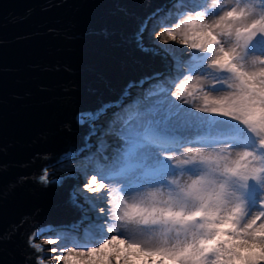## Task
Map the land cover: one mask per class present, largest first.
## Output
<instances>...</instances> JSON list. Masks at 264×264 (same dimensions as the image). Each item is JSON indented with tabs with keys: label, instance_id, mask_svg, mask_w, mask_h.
Instances as JSON below:
<instances>
[{
	"label": "snow or ice",
	"instance_id": "1",
	"mask_svg": "<svg viewBox=\"0 0 264 264\" xmlns=\"http://www.w3.org/2000/svg\"><path fill=\"white\" fill-rule=\"evenodd\" d=\"M178 11L155 43L194 50L187 74L126 122L114 155L85 159L91 243L46 240L62 254L37 264H264V3L185 0ZM186 126L200 146L176 140Z\"/></svg>",
	"mask_w": 264,
	"mask_h": 264
},
{
	"label": "water",
	"instance_id": "2",
	"mask_svg": "<svg viewBox=\"0 0 264 264\" xmlns=\"http://www.w3.org/2000/svg\"><path fill=\"white\" fill-rule=\"evenodd\" d=\"M171 1L0 0V264H37L46 253L30 238L91 243L82 225L95 217L81 210H93L73 194L83 181L48 169L103 163L118 143L101 134L183 72L188 55L173 64L139 38Z\"/></svg>",
	"mask_w": 264,
	"mask_h": 264
},
{
	"label": "rangeland",
	"instance_id": "3",
	"mask_svg": "<svg viewBox=\"0 0 264 264\" xmlns=\"http://www.w3.org/2000/svg\"><path fill=\"white\" fill-rule=\"evenodd\" d=\"M185 1L181 2L180 4L177 5V7L174 8L167 12V15H166V20L163 21L161 19H156V21L154 22V27L152 28V30L154 31L153 33H155V31H158L160 30V25H164L166 24L168 21H172L174 17L176 16H179L180 15V12L178 11L179 9L182 8L183 4H184ZM192 3H195L196 0H191ZM201 2H204V0H201ZM221 2L223 3H228V4H234L236 2V0H221ZM259 3H264V0H258ZM172 3L169 2L166 6L170 5ZM165 6V7H166ZM157 14V13H156ZM155 29V30H154ZM153 38H155V35L153 34ZM142 45H144L142 42H141ZM165 49H169L167 51V53L169 54L170 57L175 58V64L176 62L179 63L181 62L184 54L185 55H188V59H185L183 62H182V71L187 74V70H188V63L190 62V59H191V56L190 54L192 52H194V50L188 48L187 46H181L179 45L177 42H172L170 41L169 44H165ZM181 50H183V54L181 53ZM180 78L177 77L174 81H170V84L166 83L165 82H162V83H157L151 90L148 94H145L144 96H142L135 104L128 120H126V122H131L133 120V118H135L137 115L141 114V113H145L148 111L149 108H152L154 107V102L162 95H164L167 91L169 90H174V87L172 85H174L178 79ZM205 83H208V81H205ZM159 84V85H158ZM161 84V85H160ZM161 89H163L164 91L161 92ZM185 107H187V105H185ZM200 115H203L202 113ZM125 122V124H126ZM125 127V125L123 126V128ZM186 130V131H185ZM187 134L188 137H192V136H196L198 138H200L201 141H198V142H190L191 144L189 143H183L184 147L187 148V147H195V146H200V144L203 142L204 140V136L201 134V130L195 128V127H184L182 129H180L177 133H176V139L179 138L180 136L182 135H185ZM117 142L118 144L112 149V152H111V155H114L115 152L117 151V146L118 145H122L123 144V139H122V136H121V139L120 140H117L115 141ZM110 155V156H111ZM177 156H180L181 153L180 152H177L176 153ZM84 167V164H81V163H70V164H66V165H59V166H56V167H53V168H50L48 169L49 173H51L53 170H57L59 173L57 174V176L55 177H49V179H57V178H60V177H64V176H67V175H72L74 176V178L77 180L81 179L84 183V179L79 177L78 176V172L80 170H82ZM83 183L78 187L80 190H83ZM77 190V189H76ZM75 190V191H76ZM75 191H74V194H75ZM85 192V191H84ZM88 195H92L90 193H87ZM75 201L78 205L80 206H84L83 204H81L79 201H78V198H75ZM90 207H91V202L89 201V204H88ZM87 206V205H85ZM92 211H85V210H81V213L83 214V216H93V214L91 213ZM63 238V237H62ZM56 240L57 238H41V241H42V245H53V244H46L44 243L46 240ZM121 247H124L123 244L120 245ZM48 249H51V248H47L45 249V251L43 253H46L45 254V257L47 256H57V255H60L62 254L61 252H56V253H52V252H49L47 251ZM45 262L47 264H49L46 259H45ZM51 264H57V262H51ZM135 264H143V261L140 260V259H136L135 260ZM166 264H172L171 261H167Z\"/></svg>",
	"mask_w": 264,
	"mask_h": 264
},
{
	"label": "bare ground",
	"instance_id": "4",
	"mask_svg": "<svg viewBox=\"0 0 264 264\" xmlns=\"http://www.w3.org/2000/svg\"><path fill=\"white\" fill-rule=\"evenodd\" d=\"M183 1H185V0H173L170 5L166 6L163 10H161L157 14L153 15V17H151L147 21V23H146V25H145V27L143 28V31H142L143 32V36H144V39H143L142 43L144 45H152L155 49H157L159 51H161V48L165 49V45H160L159 47H157V45L155 43V39L153 38V34H154L153 32L154 31L152 30V28L154 27V22L156 21V19H158V20L161 19V20L165 21L166 18H167L166 17L167 12H169V11H171L173 9V5H175V8H176L177 5L180 4ZM200 2H201V0H200ZM168 22H170V21H168ZM170 58H171L172 63L175 64V61L176 60H175L174 56H173V58L172 57H170ZM166 83L170 84V81L169 82H165V84ZM149 92H150V90L146 94H148ZM125 122L126 121H124V122H122L120 124H117V125L111 127L110 129H108L107 131H105L103 134H101V136L105 140H114V141L120 140L121 139V131L123 129V126L125 125ZM176 140L184 143V145H185V143L191 144L190 142L193 143V142L201 141L200 138H198L196 136L188 137L187 134L180 136ZM58 173L59 172L57 170H53L51 173H49V177H55V176H57ZM78 176L84 179V175H83V171L82 170H80L78 172ZM76 189H75L76 191L74 190L75 191V194H74V191H73L74 196L77 197L78 198V201L81 204H83L84 206L85 205H88L89 204V200H87L86 197L87 196H90V195H88L83 190H80L78 187ZM90 208L93 210L91 212L93 214V216L94 217H97L98 213L93 209L92 206ZM36 242L42 244L41 239L36 240ZM52 257L53 256H47L46 258H52ZM46 261L49 263V259H46ZM53 261L54 262H57L55 259H52L51 260V262H53Z\"/></svg>",
	"mask_w": 264,
	"mask_h": 264
}]
</instances>
